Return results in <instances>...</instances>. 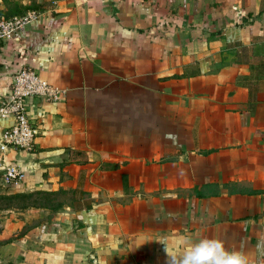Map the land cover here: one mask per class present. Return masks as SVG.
<instances>
[{
    "label": "crops",
    "instance_id": "obj_1",
    "mask_svg": "<svg viewBox=\"0 0 264 264\" xmlns=\"http://www.w3.org/2000/svg\"><path fill=\"white\" fill-rule=\"evenodd\" d=\"M30 10L0 99L23 67L65 93L28 98L33 144L3 153L24 177L0 181V264H168L202 238L264 264V0Z\"/></svg>",
    "mask_w": 264,
    "mask_h": 264
},
{
    "label": "built area",
    "instance_id": "obj_2",
    "mask_svg": "<svg viewBox=\"0 0 264 264\" xmlns=\"http://www.w3.org/2000/svg\"><path fill=\"white\" fill-rule=\"evenodd\" d=\"M36 15L37 11L30 10L0 17V38L8 37ZM64 93V89L40 78L28 67L20 68L12 76L10 95L0 99V116L11 118L9 127L0 129V181L3 185L20 184L24 177L18 166L4 162L3 153L9 148L30 149L35 138V130L26 117L27 99L37 97L42 101L56 102Z\"/></svg>",
    "mask_w": 264,
    "mask_h": 264
},
{
    "label": "clouds",
    "instance_id": "obj_3",
    "mask_svg": "<svg viewBox=\"0 0 264 264\" xmlns=\"http://www.w3.org/2000/svg\"><path fill=\"white\" fill-rule=\"evenodd\" d=\"M165 250L168 252V264H247L243 253L228 250L224 241L218 238H202L180 256L167 248Z\"/></svg>",
    "mask_w": 264,
    "mask_h": 264
},
{
    "label": "rangeland",
    "instance_id": "obj_4",
    "mask_svg": "<svg viewBox=\"0 0 264 264\" xmlns=\"http://www.w3.org/2000/svg\"><path fill=\"white\" fill-rule=\"evenodd\" d=\"M0 3L3 4L5 12L18 15L17 13L20 12L23 0H0ZM3 17H7V14L4 13Z\"/></svg>",
    "mask_w": 264,
    "mask_h": 264
}]
</instances>
